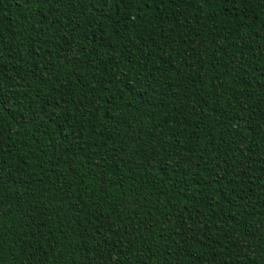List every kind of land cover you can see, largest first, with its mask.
<instances>
[{"label": "trees", "instance_id": "16d2710c", "mask_svg": "<svg viewBox=\"0 0 264 264\" xmlns=\"http://www.w3.org/2000/svg\"><path fill=\"white\" fill-rule=\"evenodd\" d=\"M0 264H264V0H0Z\"/></svg>", "mask_w": 264, "mask_h": 264}]
</instances>
